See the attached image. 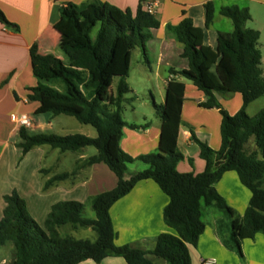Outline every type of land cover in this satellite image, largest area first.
I'll use <instances>...</instances> for the list:
<instances>
[{
    "label": "trees",
    "instance_id": "16d2710c",
    "mask_svg": "<svg viewBox=\"0 0 264 264\" xmlns=\"http://www.w3.org/2000/svg\"><path fill=\"white\" fill-rule=\"evenodd\" d=\"M141 1L134 14L98 0L67 4L59 8V19L53 25L60 55L42 54L37 44L30 47V67L36 85L28 89V100L38 103L34 115L73 117L94 128L96 137L32 134L20 127L16 147L21 157L41 146L62 153L93 147L95 155L76 163L72 171L47 179L43 190L99 163L115 175L117 184L86 203L65 201L52 205L42 227L32 219L24 199L16 191L3 196L0 249L6 243L11 244L13 258L9 264H80L87 260L98 264L109 257L122 258L126 264H155V260L164 264H191L189 246L196 247L205 228L203 207L222 212L226 229L223 233L218 231V235L223 246L240 258L243 240H252L258 233L264 237V110L252 117L246 114V108L264 96V58L258 48L260 33L246 28L251 20L248 9L221 8L220 14L231 20L233 31L219 33L214 50L203 44L202 31L188 18L175 26H165L166 32L182 45L180 57L186 60L187 67L170 71L172 78L167 81L163 103H153L160 121L156 151L133 158L120 148L122 130L125 127L145 130L149 125L127 124L121 117L122 104L130 93L126 78L135 47L141 48L148 63L146 44L152 37L151 31L159 27L156 17L142 10ZM205 8V28H209L212 4L207 3ZM0 23L17 31L1 10ZM178 79L190 81L204 95L206 100L199 107L217 109L221 116L218 150L211 149L189 130L191 140L199 148V158L205 162L199 174L180 173L176 169L184 158L177 148V135L185 85ZM231 94H240L242 98V106L234 115H229L216 98ZM251 140L254 149L249 152L247 144ZM135 162L145 165V169L126 176L127 166ZM229 171H234L250 191L248 205L240 218L215 189V184ZM145 180H152L168 197L162 218L174 233L158 235L150 251L131 245L116 246L109 210ZM86 205L94 218L83 216ZM63 227L90 228L96 239L61 236L59 230Z\"/></svg>",
    "mask_w": 264,
    "mask_h": 264
},
{
    "label": "crops",
    "instance_id": "0c3cea01",
    "mask_svg": "<svg viewBox=\"0 0 264 264\" xmlns=\"http://www.w3.org/2000/svg\"><path fill=\"white\" fill-rule=\"evenodd\" d=\"M91 0H0V10L8 22L17 27V31L0 23V219L5 206L3 196L16 191L24 199L32 219L42 227L52 205L75 201L86 203L89 198L115 188L117 179L105 164L99 163L79 170L75 176L58 182L46 191L44 182L50 177L70 172L76 163L88 157L85 148L71 152L77 156L68 168L60 167L66 153L49 146L36 147L26 153L15 164L20 150L18 143L19 126L16 123L20 114L29 116L32 127L27 131L32 134L43 132L51 127L55 117L49 114L34 115L38 103L28 100L29 88L36 85L31 67L29 50L37 44L42 54L52 53L58 47V34L53 25L59 19V8L67 4L79 5ZM120 10L136 12L140 0H98ZM207 3L212 4L213 15L209 28H205ZM236 6L247 8L251 20L264 28V0H160L156 20L158 29L152 30L147 46L154 53V75L160 77L161 71L168 75L162 77V85L157 93L163 103L167 81L172 78L171 70L187 67L181 58L182 45L176 42L165 30L166 25H177L183 18H188L192 25L202 31L204 45L215 49L219 33H231L233 25L230 19L222 16L223 7ZM254 11L257 12L254 13ZM261 27V28H262ZM256 30V29H254ZM260 33L259 30H256ZM55 54L56 53H52ZM152 64L150 71L152 73ZM185 85L184 101L181 107V123L177 135V148L183 155L176 169L180 173L199 174L205 168V162L199 158V148L190 138V128L195 136L213 150L220 146L221 116L217 109H204L199 103L206 98L190 81L178 79ZM221 107L234 115L242 106L240 94L216 96ZM154 101V100H153ZM145 130H124L125 137L120 140V148L129 156L137 157L156 151L158 145L160 121L144 122ZM85 136L93 138L91 135ZM46 161H48L46 163ZM47 170L48 173L42 172ZM218 194L240 218L250 199V191L244 187L234 171L226 172L215 184ZM168 204V197L152 180L137 183L124 197L116 201L109 214L115 233L116 246L132 247L150 251L154 248L158 235L173 234L163 221L162 212ZM204 210L202 220L205 224L203 233L198 238L196 247L189 246L191 264H202L205 260H214L215 264H264V237L258 233L254 239H245L241 244L242 258L226 249L218 235L226 229V220L222 214L213 210ZM155 264H164L155 260ZM80 264H97L90 260ZM98 264H126L122 258L109 257Z\"/></svg>",
    "mask_w": 264,
    "mask_h": 264
},
{
    "label": "rangeland",
    "instance_id": "374dc122",
    "mask_svg": "<svg viewBox=\"0 0 264 264\" xmlns=\"http://www.w3.org/2000/svg\"><path fill=\"white\" fill-rule=\"evenodd\" d=\"M254 13L257 14L256 11ZM258 22H247L246 28L256 29L261 32V36L258 41V48L261 51L262 57L264 58V28ZM95 31H93L94 34ZM147 50V60L148 63L145 62L142 50L140 47H135L132 50L131 60H130V72L128 77L126 78V82L130 89V93L125 96L126 101L122 104L121 109V117L127 124H135L141 125L144 122H155L157 120L153 108V103L158 105L160 103V98L158 96L157 90L160 85H162V77H166L168 73L166 71L160 72V77H155L154 75V53L152 50L146 45ZM52 53H56V55H60V51L58 47L51 50ZM150 64H152V73L149 70ZM117 79L115 78L112 83V89L115 91ZM154 100V101H153ZM264 110V96L252 102L246 108V114L249 117L256 115L259 111ZM49 116H51L49 114ZM149 127V126H148ZM129 128H123L122 133L125 137L124 130ZM131 130V129H129ZM135 132H139V130H134ZM39 134H55V135H72V134H80V135H91L93 138L96 137V131L91 126H86L80 124L75 118L60 115L53 119L51 122V127L46 128L43 132H36ZM88 137V136H87ZM91 138V137H90ZM254 149L253 140H251L247 144V151H252ZM155 152V151H154ZM85 153L87 155H95L96 150L93 147L85 148ZM77 155L71 152L66 153L64 160H62L59 165L63 168H68L71 165L72 159ZM21 159V153L16 158L15 164L19 163ZM48 161H46L47 163ZM145 165L140 162H135L127 166L126 176L129 174L145 169ZM210 207H203V211H209ZM219 214L222 212L217 209H213ZM223 215V214H222ZM83 216L85 218L92 219L94 218V213L90 209L88 205H86ZM38 224V223H37ZM39 225V224H38ZM41 227V226H40ZM60 235H70L75 239H87L90 241H94L96 239V233L92 231L90 228L88 229H77L72 230L69 227H63L59 230ZM13 258V248L10 243H6L0 249V264H9L11 259Z\"/></svg>",
    "mask_w": 264,
    "mask_h": 264
},
{
    "label": "built area",
    "instance_id": "2783aa9c",
    "mask_svg": "<svg viewBox=\"0 0 264 264\" xmlns=\"http://www.w3.org/2000/svg\"><path fill=\"white\" fill-rule=\"evenodd\" d=\"M159 1L160 0H142L141 1L142 10L147 14L156 17L159 10ZM16 123L18 124L19 127H23L26 129L32 127L31 119L29 118V116L25 114H20L17 117ZM202 264H215V262L214 260L209 259L203 261Z\"/></svg>",
    "mask_w": 264,
    "mask_h": 264
}]
</instances>
